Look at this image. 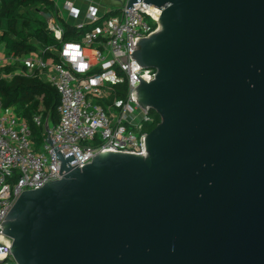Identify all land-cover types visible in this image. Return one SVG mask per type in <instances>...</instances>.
<instances>
[{
	"label": "water",
	"instance_id": "water-1",
	"mask_svg": "<svg viewBox=\"0 0 264 264\" xmlns=\"http://www.w3.org/2000/svg\"><path fill=\"white\" fill-rule=\"evenodd\" d=\"M139 1L157 29L120 58L155 71L132 101L159 123L142 155L54 149L0 226L14 264H264V0Z\"/></svg>",
	"mask_w": 264,
	"mask_h": 264
},
{
	"label": "built area",
	"instance_id": "built-area-1",
	"mask_svg": "<svg viewBox=\"0 0 264 264\" xmlns=\"http://www.w3.org/2000/svg\"><path fill=\"white\" fill-rule=\"evenodd\" d=\"M66 8L70 15H77L71 11L75 8L71 4H66ZM112 10L111 16L84 33L80 41H61L62 31L53 16L42 15L47 28L60 40V48L46 47L42 53L35 51L22 60L14 55L7 57L0 50V68L21 62L27 67L24 75L36 74L52 85L59 96L58 120L54 125L44 121L41 114L32 117L44 134L42 152L34 148L29 123L12 108L4 109L0 104V226L21 193L61 179L60 162L52 154L54 149L80 155L74 167L89 164L103 151L144 154L142 142L148 132L143 125L151 121V116L132 101V91L139 85L136 78L149 83L155 71L141 69L135 60L124 64L120 57L132 55L136 48L134 37L147 36L157 29L161 10L143 1L129 8L124 2ZM100 17L96 6L89 5L87 22L93 23ZM70 44L78 45L82 53L76 62L63 55ZM81 60L88 65L82 72L76 66ZM120 85L126 86L122 98L117 96ZM47 135L52 145L46 142ZM10 247L11 240L0 228V251L5 253L0 264H14Z\"/></svg>",
	"mask_w": 264,
	"mask_h": 264
},
{
	"label": "trees",
	"instance_id": "trees-1",
	"mask_svg": "<svg viewBox=\"0 0 264 264\" xmlns=\"http://www.w3.org/2000/svg\"><path fill=\"white\" fill-rule=\"evenodd\" d=\"M41 12L52 15L60 26L61 41H80L84 33L113 14L111 10L93 23L75 26L58 15L52 0H0V43L5 46V56L20 57L35 51L42 53L46 47L60 48V40L47 28ZM23 71L19 62L0 68V104L24 118L32 135L40 142L44 140V134L42 128L34 125L32 117L41 114L44 121L47 119L49 125H54L58 120L59 96L52 85L41 81L36 74L26 76ZM118 90V98L124 97L126 86L120 85ZM149 113L151 121L143 125V130L148 133L159 123V117L153 111Z\"/></svg>",
	"mask_w": 264,
	"mask_h": 264
},
{
	"label": "crops",
	"instance_id": "crops-1",
	"mask_svg": "<svg viewBox=\"0 0 264 264\" xmlns=\"http://www.w3.org/2000/svg\"><path fill=\"white\" fill-rule=\"evenodd\" d=\"M113 1L114 0H52L58 15L68 24L75 26L88 23L86 18V12L89 5H95L97 8L98 15L102 17L105 13L111 11L112 9L118 6V4H114ZM68 3L71 4L73 7H75L76 9H78V13L76 16H72L69 14L66 8V4ZM0 50H4V55H5V46L2 43H0ZM47 56L48 55H45L44 58H46ZM23 57L25 56H20L18 58L22 60ZM19 63L24 69L23 72H25L27 70V67L25 66V64L21 62Z\"/></svg>",
	"mask_w": 264,
	"mask_h": 264
},
{
	"label": "clouds",
	"instance_id": "clouds-1",
	"mask_svg": "<svg viewBox=\"0 0 264 264\" xmlns=\"http://www.w3.org/2000/svg\"><path fill=\"white\" fill-rule=\"evenodd\" d=\"M71 11L73 13H78V9H75V8H72ZM57 35H59V33ZM63 55L68 57L71 62H76L77 59L82 56V53L80 52L78 45L70 44V45H66ZM76 66H77V70L81 72L88 68V65L84 63L82 60ZM91 83L94 85L96 81L93 79ZM4 255L5 253L3 251H0V259H2Z\"/></svg>",
	"mask_w": 264,
	"mask_h": 264
},
{
	"label": "rangeland",
	"instance_id": "rangeland-1",
	"mask_svg": "<svg viewBox=\"0 0 264 264\" xmlns=\"http://www.w3.org/2000/svg\"><path fill=\"white\" fill-rule=\"evenodd\" d=\"M113 2H114V4H118V6H120L122 2H125V0H119V1L114 0ZM149 23H151V22L149 21ZM32 142H33L35 150L38 152H42L43 141L40 140V142H37L36 136L32 135Z\"/></svg>",
	"mask_w": 264,
	"mask_h": 264
}]
</instances>
